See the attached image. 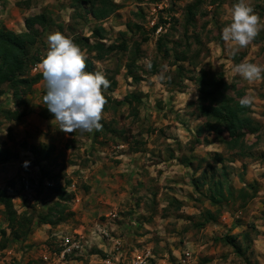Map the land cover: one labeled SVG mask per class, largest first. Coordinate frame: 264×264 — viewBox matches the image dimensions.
Masks as SVG:
<instances>
[{
    "label": "rangeland",
    "instance_id": "1",
    "mask_svg": "<svg viewBox=\"0 0 264 264\" xmlns=\"http://www.w3.org/2000/svg\"><path fill=\"white\" fill-rule=\"evenodd\" d=\"M19 1L22 8H18L25 9L27 0L16 2ZM111 1L117 5V9L99 22L106 32L103 40L106 45L118 44L123 38L121 33H125L131 42L140 41L141 35L130 32L126 28L127 23L141 26L149 36L148 41L140 47L137 62L140 69L136 74L141 80L133 83L131 78L126 77L124 64L128 59L127 53L110 54L102 61L92 63L96 70L103 73L119 70L116 87L108 93L113 99H122L129 92L141 93L142 101L137 106V115H133L126 106L115 113L101 112V118L116 131L112 134L115 137L107 134L93 139L88 135L89 131H62L54 118L42 122L36 117L43 107L40 91L45 82L35 84L27 99L29 111L37 115L26 122L34 128L22 131L17 126L0 127V148L7 147L16 154L15 159L0 165V189L8 188V195L18 214L25 208L36 206L38 200L48 196L49 191L44 190L46 186L40 183L36 175H47L51 170L45 164L41 165L44 167L41 170L31 147L51 145L54 147L53 153L60 154V159L68 163L78 160L77 163L87 169L106 160L110 166L105 171L113 174L109 180L93 181L92 184L96 186L93 189L88 182L91 177L87 181L76 169L68 172L70 184L65 190L71 199L65 213L68 215L67 221H71L73 226L82 225L87 229L94 222L105 220L109 213H115L112 234L122 239L123 249L128 256L149 250L152 261L161 264H264V78L247 81L232 70L235 64L241 62L264 67V27L242 48L225 42L221 32L230 22L229 9L235 0H203L195 27L189 28L188 32L189 35L198 34L201 41L202 47H198L202 49L200 66L222 71L227 83L234 87L230 91L234 99L250 98L251 116L260 129L246 136V142L251 146L250 155L238 158L224 148L219 136L197 134L203 120L195 117L190 106L198 97L197 85L189 78L194 74L187 73L185 78H178L171 57L157 51L156 43L160 35H166L169 47L175 41H184L183 12L193 0ZM247 3L260 17V24L264 25V0H247ZM29 6L32 9L29 15L44 12L53 21L47 30L40 33L33 49L34 52L38 51L41 59L48 51L47 37L50 33L59 31L69 38L74 34L89 36V30L94 25L90 15H87V20L83 19L88 6L80 0H31ZM155 23H160V26L151 31ZM188 41L193 42V39ZM148 61L156 65L155 74H150L151 68L146 67ZM182 64L188 67L186 63ZM160 72L165 77L162 81L156 79ZM1 87L6 92L0 97V107L16 109L17 100L13 91L8 90L4 83ZM42 126L43 130L40 128ZM222 136L225 137V133L222 132ZM84 145L89 149L79 153ZM214 153L224 159L222 165L225 166L227 183L234 197L221 208L214 222L200 227L198 223L205 210L213 212L215 209L201 195L212 175L214 178L220 175L221 166L213 160ZM184 159L191 160L189 166ZM24 161L28 162L26 167L22 166ZM119 163L129 164L131 168L126 166L125 170H121L122 167L118 171ZM59 171L62 172L61 169ZM21 175L29 176L32 182L37 181L35 193L30 199L24 198L21 193ZM195 180L203 183L197 192L193 187ZM104 188L107 190L104 191ZM240 190L245 192V199L239 195ZM102 191L105 196L99 198ZM253 191L255 195L251 197ZM39 195L42 197L37 198ZM76 195L80 197V202L75 200ZM83 198L85 200L82 201ZM49 201L47 203H51ZM1 230L10 238V228L0 205ZM226 236L235 247L226 242ZM51 240L48 238L44 243V250H52L55 244ZM4 242L5 237L0 233V244ZM17 243L8 241L7 246L0 250V264H47L41 260L42 254L36 255L40 249L43 250L41 247L33 253L17 245L13 250L16 253L20 251L23 260L17 258L16 253L6 257L4 251ZM101 257V251L95 250L88 257L68 259L64 264H101Z\"/></svg>",
    "mask_w": 264,
    "mask_h": 264
},
{
    "label": "trees",
    "instance_id": "2",
    "mask_svg": "<svg viewBox=\"0 0 264 264\" xmlns=\"http://www.w3.org/2000/svg\"><path fill=\"white\" fill-rule=\"evenodd\" d=\"M33 1V0H32ZM82 4L88 6L84 11L83 19L87 20V15H90L94 21V25L90 28L89 36L72 35V41L79 46L81 51L86 54L85 70L88 72H97L93 65V61H102L110 54H128V59L124 64L126 77L131 78L133 83H138L141 77L136 74L140 69L137 65L140 59V47L147 42L149 36L145 33L141 26L134 23H127L126 28L133 33L141 35L140 41H132L127 39L125 33H121L122 37L119 43H110L106 45L105 29L99 23L111 15L117 5L111 0H80ZM159 2L160 0H151ZM31 0L26 1L29 6ZM203 0H193L186 5L183 12V38L184 41H175L170 47L167 45L166 35H160L157 38V51L172 59V65L175 66V72L178 78H185L187 73L194 74L189 78L197 85L198 97L195 102L191 103L193 114L196 118H201L203 123L198 127L197 134H214L220 137L224 148L238 158H245L251 153V146L246 142V136L255 134L259 131V125L251 116L250 104L241 105L240 100L234 99L230 95L234 87L227 83L222 71H214L200 66V56L202 54L201 41L198 34L189 35V28L195 27L196 16L201 11ZM142 16L141 14H138ZM81 16V15H80ZM81 18V17H80ZM162 23L166 21L160 20ZM26 31L14 32L0 24V97L6 91L2 89L1 84H6L8 90L13 91L14 99L17 100L16 109H4L0 107V116L6 121H22L29 113L28 95L33 92V86L43 81L42 70L31 73L33 66L41 64V57L38 51L34 52V46L37 44L41 32L47 30L53 21L46 13L41 12L34 15H29L25 19ZM160 26V23H155L151 31H155ZM61 29V28H60ZM134 30V31H133ZM192 38L193 42L188 39ZM131 42V43H130ZM165 42V43H164ZM196 47L193 48L192 45ZM182 63H186L188 67ZM193 70V71H190ZM196 70V71H195ZM100 72V71H99ZM157 72L156 65L151 64L150 74ZM119 70L113 72L105 71L104 75L110 82L109 86L104 89L102 87V95L106 103L103 105L102 111H112L115 113L120 107H128L133 115H137V106L141 104V93L129 92L122 99H113L108 95L116 87V76ZM169 84L172 85V83ZM179 86V85H177ZM46 89L43 86L40 91V97L43 107L39 110L38 116L43 120L54 118L47 110L46 104L42 97ZM100 127L89 131V136L93 139L107 134H115V130L110 123L104 119L99 120ZM225 133V137L222 136ZM113 136V135H112ZM115 137V136H113ZM31 151L35 156L36 163L50 158L54 151L51 145H40V147H31ZM16 154L7 147L0 148V164H4L11 159H15ZM213 160L220 164V175L216 178L212 175V179L208 181V185L201 195L209 204L215 207L214 211L205 210L202 214V220L198 226L202 227L207 223L214 222L220 213L221 208L230 202L234 197L233 190L227 183V172L225 166L222 165L224 159L218 153H214ZM190 159H184L186 165H190ZM70 181H66L64 186L55 184L51 188H46L49 191L48 196L43 199H51V203H44V207L32 206L30 209L25 208L21 213H17L14 209L11 197L8 195V188L0 189V205L3 207L4 219L10 228V238L5 236V231L1 230V236L5 237V242L0 244V250L7 246V242H23L33 232L35 226L48 223L55 226L61 222L67 221L68 215L65 213L68 209L67 203L71 199L66 192V186ZM203 186V183L194 181V189L196 192ZM239 195L242 199L246 198L243 190H240ZM255 191L250 195L253 197ZM226 242L235 247L231 239L226 236ZM235 250H237L235 248Z\"/></svg>",
    "mask_w": 264,
    "mask_h": 264
},
{
    "label": "clouds",
    "instance_id": "3",
    "mask_svg": "<svg viewBox=\"0 0 264 264\" xmlns=\"http://www.w3.org/2000/svg\"><path fill=\"white\" fill-rule=\"evenodd\" d=\"M229 15L230 22L223 27L221 38L241 48L248 45L261 27H264L247 0H235L229 9ZM47 40L49 48L41 61L46 89L42 99L47 110L59 123L62 131L98 129L101 111L106 103L102 87L106 89L110 82L103 72L85 70L84 54L71 38L56 31L50 33ZM146 67L151 68V61H148ZM232 70L247 81L264 78V67L256 63H237ZM164 78L163 72L156 77L160 81ZM239 102L247 105L250 98L242 97ZM27 164L24 161L22 166L26 167Z\"/></svg>",
    "mask_w": 264,
    "mask_h": 264
},
{
    "label": "crops",
    "instance_id": "4",
    "mask_svg": "<svg viewBox=\"0 0 264 264\" xmlns=\"http://www.w3.org/2000/svg\"><path fill=\"white\" fill-rule=\"evenodd\" d=\"M17 0H0V24L3 25L4 27H6L9 30H12L14 32H22V31H26V24H25V19L29 16L30 11L32 10L30 7L26 5L25 9H19L18 7H21V3L16 2ZM16 2V3H15ZM2 6V7H1ZM41 69H39L38 71H41ZM37 71V72H38ZM41 82H44L41 81ZM37 115V114H36ZM36 115H33L31 111H29V113L25 116V118H23L22 121H6L5 119H3L0 116V127L2 128H13L14 126H17L18 128H20L22 131L23 130H27V129H33L34 127L31 125H28L26 122L29 121V119H34ZM38 117V120L43 121V119H41L38 115L36 116ZM41 124V123H40ZM44 124V123H42ZM43 130V126L40 127ZM89 146L84 145L83 147L81 146L79 149V153H84L86 149ZM99 148V147H98ZM96 147V150L101 151L102 149H98ZM87 154V153H86ZM59 157L58 159H56L55 157ZM86 158H89L88 155H86ZM76 162H72V163H68L67 160L64 159V161L62 159H60V154L58 153H53L51 154L50 158L47 160H43L40 162V167L42 170L41 166L42 164H45V167H47L48 169H50L51 171H49V173L47 175H41L40 173H38L36 176H38V180L40 181L41 184L45 185L46 183H49L51 186L48 188L53 187L55 184L64 186L66 181H69V174L68 172L70 171V169L72 170H78V172L82 175H84L85 180L89 179L90 177V181L89 184H91V189L95 188L96 186H94L95 184H92L93 181H103L105 180H109V177H111L113 174L112 172L107 170L106 173V169H108V167L110 166L108 162L102 161L101 162H97L96 164L90 166L91 169H87L86 167H82L79 165L78 160H75ZM0 165H5V164H0ZM127 166V168H131V166L129 164H124L121 165L120 163L117 164V169L118 171H120V168H122L121 170H123L125 167ZM44 169V167H43ZM59 169L62 170V172L59 171ZM125 170V169H124ZM56 172H58L57 174H55ZM110 172V173H109ZM129 172V171H126ZM56 175V176H52V175ZM95 176L94 178L92 176ZM56 177V178H55ZM115 177V175H114ZM113 180V179H110ZM115 182V180H113ZM46 186V185H45ZM47 188L44 187V190ZM66 188H69V185L66 186ZM101 188V187H100ZM103 188V187H102ZM114 188V187H113ZM107 189L104 188V191H106ZM104 191H102V194L99 195V198H102L105 196ZM111 195V194H109ZM92 194H89V197H92ZM96 196V195H94ZM37 198L42 197V195L36 196ZM35 197V199H36ZM94 198V197H93ZM90 199V198H89ZM50 199H42V200H38L37 202V206L43 208L44 207V203L49 201ZM75 200L80 202V197L78 195L75 196ZM85 200L84 198L82 199V201ZM90 201V200H89ZM109 203V200H108ZM113 204V203H112ZM79 204H76V206H78ZM80 210L81 206L79 207ZM78 209V210H79ZM80 229L83 228L82 225H77L76 227L72 225L71 221H65V222H61L55 226H52L48 223L45 224H39L37 226H35V228L33 229V232L27 237V239L23 242L17 243L9 248H7L4 251L5 256L7 257H11L9 256L10 254H14L16 252H14V248L18 245L19 247H22L23 249H27L30 250L29 252H37L36 249L37 248H43V250H39L37 252L36 255L38 254H42L45 250H44V243L46 241H48V238L50 237V235L56 231V230H60V231H64L66 229ZM17 246V247H18ZM21 252L19 251V253H16L17 258H19L20 260H23L22 256L20 255ZM21 263V261H20ZM72 262H69V264H71ZM7 264V263H5Z\"/></svg>",
    "mask_w": 264,
    "mask_h": 264
},
{
    "label": "built area",
    "instance_id": "5",
    "mask_svg": "<svg viewBox=\"0 0 264 264\" xmlns=\"http://www.w3.org/2000/svg\"><path fill=\"white\" fill-rule=\"evenodd\" d=\"M41 69V64L32 67L35 73ZM19 185L23 197L30 199L37 187V181H31L27 175H21ZM51 186L49 183L45 184ZM115 213H109L105 220L94 222L87 229H72L64 232L54 231L49 238L55 245L52 250L47 248L41 255V260L47 264H64L68 259L85 258L95 250L101 251V264H161L152 261L149 250L133 253L128 256L123 249L122 239L113 236Z\"/></svg>",
    "mask_w": 264,
    "mask_h": 264
}]
</instances>
